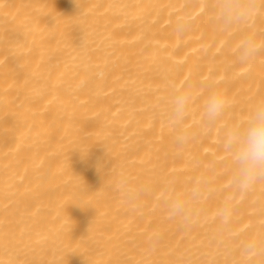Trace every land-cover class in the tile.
Listing matches in <instances>:
<instances>
[{
	"label": "bare ground",
	"instance_id": "bare-ground-1",
	"mask_svg": "<svg viewBox=\"0 0 264 264\" xmlns=\"http://www.w3.org/2000/svg\"><path fill=\"white\" fill-rule=\"evenodd\" d=\"M242 3L225 26L219 0H0V264H264V180L234 187L224 148L264 103V0Z\"/></svg>",
	"mask_w": 264,
	"mask_h": 264
},
{
	"label": "clouds",
	"instance_id": "clouds-1",
	"mask_svg": "<svg viewBox=\"0 0 264 264\" xmlns=\"http://www.w3.org/2000/svg\"><path fill=\"white\" fill-rule=\"evenodd\" d=\"M251 4L245 5L242 0H219L220 18L225 26L242 21ZM183 30V25H181ZM259 51L254 40L245 39L239 46L238 56L246 62ZM191 100V92L187 88L176 93L171 100V117L177 125L185 118ZM227 98L219 90H210L205 104L204 115L208 123H214L227 106ZM176 143L186 142V135L177 132ZM229 153L233 176L232 183L238 190H244L259 180H264V103L257 104L247 114L244 121L236 124L227 134L224 143ZM200 190L193 188L187 198L176 197L170 202L171 216L179 219L186 226L189 215V202L199 198ZM226 211V210H225ZM154 248L155 245L153 244ZM254 243H249L246 251L253 252Z\"/></svg>",
	"mask_w": 264,
	"mask_h": 264
}]
</instances>
